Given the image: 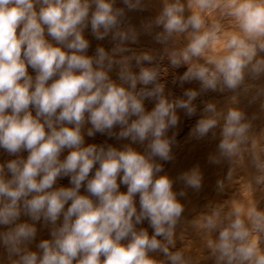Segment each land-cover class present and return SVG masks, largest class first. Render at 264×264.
Listing matches in <instances>:
<instances>
[{"label":"clouds","instance_id":"1","mask_svg":"<svg viewBox=\"0 0 264 264\" xmlns=\"http://www.w3.org/2000/svg\"><path fill=\"white\" fill-rule=\"evenodd\" d=\"M123 4L132 11L142 0ZM187 7L196 11L185 15L182 0H163L159 14L144 25L146 31L162 27L155 40L164 45L189 34L185 48L165 49L171 68L188 66L178 77L181 85L196 80L201 92H235L246 78L264 76V0H190ZM216 8L235 21L238 31L224 42L225 54L194 63L219 41L221 26L206 28L201 15ZM124 17L125 9L115 7V0H0V149L14 157L0 163V226L6 229L0 230V245L11 264H190L181 251L170 250L184 206L173 180L159 175L163 166L157 160L173 159L175 134L167 133L178 124L177 109L195 115L193 101L200 93L187 89L186 99L169 100L159 69L144 66L152 55H121L132 51L128 45L139 36L134 27H122ZM89 26L97 40L111 35L110 52L98 46L95 55H87L90 43L84 33ZM132 58L138 72L129 65ZM116 65L118 82L109 75ZM138 84L144 87L137 89ZM262 94L264 88H259L257 95ZM146 100L155 102L150 111ZM230 102L236 104L237 97ZM203 113L192 130L198 138L223 120L218 154L209 161L245 164L247 154L255 169L250 187L264 190V147H258L245 113L236 107L225 113L212 102ZM117 126L120 131L114 132ZM85 128L89 137L100 133L132 143L121 149L85 146ZM145 142L144 152L132 147ZM65 150L68 155L61 159ZM25 151L26 158L21 155ZM62 177H70V187H54ZM178 179L193 190L202 187L198 167ZM121 184L126 192L120 191ZM82 187L87 194H81ZM224 187L218 180L217 189ZM21 216L31 222H21ZM145 220L151 236L137 228ZM41 221L51 239L41 240L38 251H32L28 245ZM196 227L207 234L218 232L208 240L215 264H264L259 245L264 211L255 203L246 211L240 206L214 208Z\"/></svg>","mask_w":264,"mask_h":264},{"label":"rangeland","instance_id":"2","mask_svg":"<svg viewBox=\"0 0 264 264\" xmlns=\"http://www.w3.org/2000/svg\"><path fill=\"white\" fill-rule=\"evenodd\" d=\"M182 2L186 6L185 15H189L193 11H196L194 8L189 9L187 7L190 0H182ZM115 7L125 9V17L122 27L127 28L131 26L139 32L138 42L136 44L128 45L132 51L121 55L134 57L145 52L152 55L153 61L151 63L144 62V66L157 67L159 69L161 73L160 82L165 85V95L169 100L177 98L186 99V97L183 96V93L187 89H193L200 93L193 101V104L196 107L195 115L189 117L185 113V110L177 109V115H179L178 124L175 128H170L167 133L169 137H172L173 134H175V142L171 148L173 159L168 162L160 160H157V162L160 164L163 163V171L159 173V175H167L173 180V190L178 194L177 199L184 206L181 220L175 229V247L170 250L173 252L181 251L190 261V264H215L214 259L210 256L208 240L215 239L216 236H218V232L207 234L203 229L197 228L196 223L201 222L212 209L218 207H223L225 211H228L234 206H240L246 211L252 203H255L259 210L264 211V190H261L259 186L255 185L253 186L254 189L250 187L252 184V178L255 175V169L251 166L249 162L250 157L247 154L245 155V164H239L237 166L233 165L230 169H227V167L232 164L226 160L219 163L221 167L209 161L210 156L218 154V142H220L221 139L223 120H221L219 124L214 129L210 130V132L203 138H198L193 135L192 130L196 126L197 121L204 115L203 108L206 103H215L217 109L225 113L229 107H236L245 113L246 119L251 123V134L255 136L258 147H264V94L257 95V90L259 88H264V76H261L259 79H252L250 77L246 78L245 85H242L235 90V92L229 90H225L224 92L211 90L201 92L200 82L196 80L185 82L181 85L178 77L187 71L188 66L185 65L178 69L171 68L165 55V49L180 50L185 48L189 42V34L185 33L174 36L167 45H164L155 40L156 33L162 31V27L153 26L150 31H146L144 28V25L154 20L159 14L163 7V0H142V6L132 11L127 9L123 4V0H115ZM201 15L205 20L206 28L213 24H219L221 26L219 41L213 47L207 49L202 57L194 59V63L205 64L209 58L225 54L223 44L226 42L229 34L238 31V26L232 18L224 15L220 8L202 12ZM45 35L47 39L51 40V37L47 35V31L45 32ZM84 35L90 43L87 52V55L89 56L95 55V50L98 46L104 47L105 50L109 52L114 47L111 35L103 40H97L91 32L90 26L85 31ZM53 43L55 42L53 41ZM119 58L120 57L118 56L117 59ZM129 65L134 72L139 71L134 58L130 59ZM118 71L119 66L116 65L109 73L110 77L113 80H117V82ZM28 73L32 76L36 75L31 67L28 68ZM141 87L144 86L137 85V89ZM234 95L237 97V103L233 105L230 100ZM154 106V101H145V107L148 111ZM87 127H91V125H88ZM119 131L120 129L117 126L114 129V132ZM84 132L85 146L89 144L112 145L113 147L121 149L125 144L132 143L129 139H116L115 137L109 138L106 134L100 133H95L93 136L89 137L86 134L87 128H85ZM213 133H215V135H213ZM146 143L147 142H145L144 145L135 143L132 144V147L137 151L140 150V152H144L141 150H145ZM141 145L143 146L140 147ZM68 151L69 150H65L61 154V159H64L68 155ZM21 155L26 158L28 153L25 151ZM13 158L14 157H10L6 152L0 149V163ZM95 167H99V165L97 164ZM95 167L93 172L90 173V176L94 174ZM197 167L199 168L201 175L204 176L202 177V187L199 191L186 187L183 181L178 179L183 173ZM227 176H230L231 179L228 180ZM69 178L70 177L58 178L54 187H70L71 184ZM216 179L224 181L225 187L223 191L217 189L218 180ZM120 189L122 192L127 191V187L123 184L120 185ZM80 191L81 194H87L84 187H82ZM181 191L185 192L184 196L179 195ZM135 200L137 208H139L138 195L135 197ZM198 203H200V205ZM190 216L191 218H188ZM20 219L21 222H31L26 216H21ZM36 226L38 229L37 237L28 245V248L32 251H38L37 244L44 238L51 239L49 228L43 225V221L37 223ZM137 228L147 229L150 236L153 233V229L149 226L147 220L143 221L140 225H137ZM0 230L6 229L3 226H0ZM259 245L261 248H264V234H260L259 236ZM149 255L157 260L165 259L161 253H150ZM0 264H11L7 251L2 245H0Z\"/></svg>","mask_w":264,"mask_h":264},{"label":"bare ground","instance_id":"3","mask_svg":"<svg viewBox=\"0 0 264 264\" xmlns=\"http://www.w3.org/2000/svg\"><path fill=\"white\" fill-rule=\"evenodd\" d=\"M208 15V14H207ZM147 67V66H146ZM181 94V93H180ZM182 95V94H181ZM216 96V95H215ZM218 97H220V96H218ZM264 98V97H263ZM249 105H251V104H249ZM152 107V106H151ZM150 108V107H149ZM147 110V109H146ZM183 113H184V111H183ZM186 113V112H185ZM179 116V115H178ZM196 118V117H195ZM183 119H184V115H183ZM183 119H182V121H183ZM192 119H194V118H192ZM197 120V119H196ZM189 121H190V119H189ZM192 122V121H191ZM186 127V126H185ZM188 128V127H187ZM186 130V129H185ZM185 130H184V132H185ZM183 134V133H182ZM181 134V135H182ZM255 137V136H254ZM219 143V142H218ZM144 145V144H143ZM143 145H141L140 147H142ZM214 145H215V143H214ZM138 149V148H137ZM140 151V150H139ZM141 151H144V150H141ZM2 160V159H1ZM163 164V163H162ZM218 166H220L219 164H217ZM237 165H239V164H237ZM236 165V166H237ZM236 166H234V167H236ZM221 167V166H220ZM224 167V166H223ZM230 167H233V165H229L228 167H227V169H230ZM238 167H240V166H238ZM205 168V167H204ZM203 168V169H204ZM237 169V168H236ZM182 170H183V166H182ZM224 170V169H223ZM184 172V171H183ZM217 172V171H216ZM209 173V172H208ZM223 173H224V171H223ZM210 174V173H209ZM212 174V173H211ZM220 175V174H219ZM215 176V175H214ZM202 177H204V176H202ZM224 177V176H223ZM213 178V177H212ZM220 178V177H219ZM70 179V178H69ZM209 179V178H208ZM216 180H218V179H216ZM63 185V184H62ZM174 186V185H173ZM182 186V185H181ZM67 187V186H66ZM180 187V186H179ZM184 187V186H183ZM184 188H186V187H184ZM206 188V187H205ZM122 189V188H121ZM120 189V190H121ZM126 190V189H125ZM126 192V191H125ZM198 195V194H197ZM197 198V197H196ZM201 201V200H200ZM264 201V200H263ZM189 204V203H188ZM199 205H200V203H198ZM197 204V205H198ZM186 208V207H185ZM193 214V213H192ZM191 215V214H190ZM192 216V215H191ZM191 216L190 217H188V218H191ZM186 218V217H185ZM185 218H183V219H185ZM146 224V223H145ZM139 229V228H138ZM176 233V232H175ZM43 238V237H42ZM45 239V238H44ZM156 254V253H155Z\"/></svg>","mask_w":264,"mask_h":264}]
</instances>
